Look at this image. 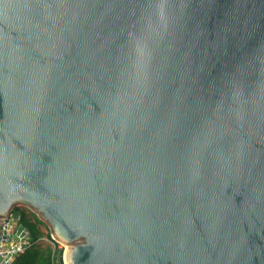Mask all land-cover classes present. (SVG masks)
Masks as SVG:
<instances>
[{"label": "water", "instance_id": "95a60500", "mask_svg": "<svg viewBox=\"0 0 264 264\" xmlns=\"http://www.w3.org/2000/svg\"><path fill=\"white\" fill-rule=\"evenodd\" d=\"M18 206L69 264H264V0H0Z\"/></svg>", "mask_w": 264, "mask_h": 264}, {"label": "trees", "instance_id": "16d2710c", "mask_svg": "<svg viewBox=\"0 0 264 264\" xmlns=\"http://www.w3.org/2000/svg\"><path fill=\"white\" fill-rule=\"evenodd\" d=\"M13 212L19 215V222L30 231L34 243L19 254L12 264H64L62 249L54 248L50 244H37V241L43 237L51 239L50 231L43 230L47 227L46 223L28 208L18 206Z\"/></svg>", "mask_w": 264, "mask_h": 264}, {"label": "built area", "instance_id": "2783aa9c", "mask_svg": "<svg viewBox=\"0 0 264 264\" xmlns=\"http://www.w3.org/2000/svg\"><path fill=\"white\" fill-rule=\"evenodd\" d=\"M0 237H3L0 246V264H12L15 258L33 245L30 231L19 222V215L12 212L8 220L2 219L0 223ZM56 248L63 249V263L65 248L52 238Z\"/></svg>", "mask_w": 264, "mask_h": 264}, {"label": "crops", "instance_id": "0c3cea01", "mask_svg": "<svg viewBox=\"0 0 264 264\" xmlns=\"http://www.w3.org/2000/svg\"><path fill=\"white\" fill-rule=\"evenodd\" d=\"M43 230L47 232V231H48V228H47V227H44ZM37 244H38V245H39V244H41V245H43V244H50V245H52L54 248H56L55 245H54V241L52 240V238L49 239L48 237H47V238H46V237H43V238L39 239V240L37 241Z\"/></svg>", "mask_w": 264, "mask_h": 264}, {"label": "bare ground", "instance_id": "6f19581e", "mask_svg": "<svg viewBox=\"0 0 264 264\" xmlns=\"http://www.w3.org/2000/svg\"><path fill=\"white\" fill-rule=\"evenodd\" d=\"M69 246L67 245L66 246V249H65V254H64V260H65V263L66 264H69V262H68V255H69Z\"/></svg>", "mask_w": 264, "mask_h": 264}, {"label": "rangeland", "instance_id": "374dc122", "mask_svg": "<svg viewBox=\"0 0 264 264\" xmlns=\"http://www.w3.org/2000/svg\"><path fill=\"white\" fill-rule=\"evenodd\" d=\"M29 210H31L32 211V209H30V208H28ZM2 222V219H0V223ZM1 226V225H0ZM46 226H47V228H48V231H50V233H51V230H50V228H49V226L46 224ZM46 232V231H45ZM47 238V237H46ZM62 245V244H61ZM63 246V248H65L64 247V245H62ZM63 250V249H62ZM65 254V253H64Z\"/></svg>", "mask_w": 264, "mask_h": 264}, {"label": "clouds", "instance_id": "9594fccd", "mask_svg": "<svg viewBox=\"0 0 264 264\" xmlns=\"http://www.w3.org/2000/svg\"><path fill=\"white\" fill-rule=\"evenodd\" d=\"M51 238H52V236H51Z\"/></svg>", "mask_w": 264, "mask_h": 264}]
</instances>
